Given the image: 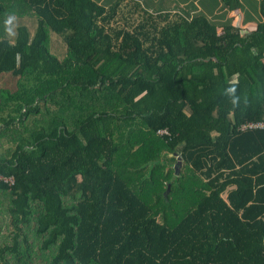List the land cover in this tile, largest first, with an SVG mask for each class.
Returning a JSON list of instances; mask_svg holds the SVG:
<instances>
[{"label":"trees","instance_id":"16d2710c","mask_svg":"<svg viewBox=\"0 0 264 264\" xmlns=\"http://www.w3.org/2000/svg\"><path fill=\"white\" fill-rule=\"evenodd\" d=\"M105 4L0 0V74L18 79L1 264H264V125L242 129L264 122V0L248 32Z\"/></svg>","mask_w":264,"mask_h":264},{"label":"crops","instance_id":"0c3cea01","mask_svg":"<svg viewBox=\"0 0 264 264\" xmlns=\"http://www.w3.org/2000/svg\"><path fill=\"white\" fill-rule=\"evenodd\" d=\"M103 3L104 0H97ZM109 0L108 2H111ZM150 11H172L185 12L190 15L203 14L208 18H212L215 22L224 23L230 21L241 27L243 30L250 31L255 28L259 21V0H238L237 8H227L223 5L222 0H137ZM233 2V0H231ZM106 5V4H105ZM215 18H218L216 20ZM8 75L1 73L0 76ZM175 154V153H174ZM168 153V156H174ZM170 163V162H169Z\"/></svg>","mask_w":264,"mask_h":264},{"label":"rangeland","instance_id":"374dc122","mask_svg":"<svg viewBox=\"0 0 264 264\" xmlns=\"http://www.w3.org/2000/svg\"><path fill=\"white\" fill-rule=\"evenodd\" d=\"M108 1L109 0H104L103 3L105 4ZM224 4L227 5L228 3L224 2ZM215 19L218 20V18H215ZM19 23L20 24L30 25L29 28L31 30L32 27L34 28L36 20H35L34 17H21V18L19 17L18 19L15 18V20L12 23V25L14 26V25L19 24ZM49 38H50V51L52 53H54L56 56L62 57L65 54V51H66V46H65L63 38L59 34H57L55 32L49 33ZM2 76L3 75L0 76V120L2 118V120L5 121V119H7V116L9 115V112H10V106H11L12 100L9 101L7 99V104H6L5 100L2 99V98L6 97V93L7 92L10 94V92H14L16 90V88H17V80L18 79H17V77H13L10 74L5 75L4 77H2ZM12 113H13V111H12ZM40 118H41V116L37 112L36 115H32L29 118V119H31L30 123L35 124L37 122V125L38 124L39 125H44V122L39 121ZM0 126L1 127L4 126L3 122H1V121H0ZM30 126L31 125H29V127ZM7 128L8 129H12L11 125H9ZM21 134H23V136H24V132H22ZM14 135H15L14 132L10 133V132L7 131L5 136H3L2 139H0V157L3 156V155H7L8 151L6 152V147L7 148H11L14 145L15 142L12 140V136H14ZM141 165H143V164H141ZM4 207H5V204L3 202H0V225L4 222V220H6V217H5V214H4ZM3 229L4 230H3L2 233H0V235L4 233L5 235L9 236V233H7V231H5V227H3ZM31 236L32 235L28 236L29 240H31ZM0 264H1V262H0ZM32 264H39V260L35 259V261Z\"/></svg>","mask_w":264,"mask_h":264},{"label":"built area","instance_id":"2783aa9c","mask_svg":"<svg viewBox=\"0 0 264 264\" xmlns=\"http://www.w3.org/2000/svg\"><path fill=\"white\" fill-rule=\"evenodd\" d=\"M264 123L259 121V122H248V123H245L242 125V129L246 128V127H250V128H253V127H261L263 126ZM160 134H167V131L166 130H159L158 131Z\"/></svg>","mask_w":264,"mask_h":264},{"label":"clouds","instance_id":"9594fccd","mask_svg":"<svg viewBox=\"0 0 264 264\" xmlns=\"http://www.w3.org/2000/svg\"><path fill=\"white\" fill-rule=\"evenodd\" d=\"M14 20H15V16H14V15L9 16V17L6 19V21H5L6 26L11 25V24L13 23ZM7 30H8L9 32H11V28H10V27H8Z\"/></svg>","mask_w":264,"mask_h":264},{"label":"water","instance_id":"95a60500","mask_svg":"<svg viewBox=\"0 0 264 264\" xmlns=\"http://www.w3.org/2000/svg\"><path fill=\"white\" fill-rule=\"evenodd\" d=\"M180 162H181V158L179 157V158H178V160H177V162H176V163H177V165H179V164H180ZM177 167H178V166H176V167H175V170H177Z\"/></svg>","mask_w":264,"mask_h":264},{"label":"bare ground","instance_id":"6f19581e","mask_svg":"<svg viewBox=\"0 0 264 264\" xmlns=\"http://www.w3.org/2000/svg\"><path fill=\"white\" fill-rule=\"evenodd\" d=\"M264 123V122H263Z\"/></svg>","mask_w":264,"mask_h":264}]
</instances>
